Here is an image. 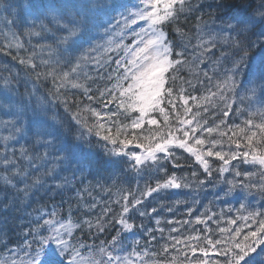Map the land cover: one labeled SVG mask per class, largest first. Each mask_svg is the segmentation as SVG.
<instances>
[{"label": "trees", "instance_id": "obj_1", "mask_svg": "<svg viewBox=\"0 0 264 264\" xmlns=\"http://www.w3.org/2000/svg\"><path fill=\"white\" fill-rule=\"evenodd\" d=\"M74 1L76 0H0V147L4 139L12 141L10 143L5 141L8 147L0 148V159L4 156L15 159L28 173V178L25 179L14 175L13 169H6L0 164V261H7V264L22 257L23 253L20 250L24 246V241L31 239L28 235L29 230L36 227L37 221L43 222L41 217L48 219V213L57 210L60 219L67 220L71 205L73 223L79 224L80 220L85 218L95 221L105 206H110L113 212L118 214L120 205L115 201L124 193L132 192L139 195L146 190V185L154 186L155 179L147 173L138 175L130 169L127 157L121 161L119 157L110 156L107 148H111L112 145L108 144L106 148L107 142L96 135V129L93 127L95 117L88 111V107L103 110L97 89L110 86L114 82L108 81L107 75L113 73L116 68L114 61L124 54V46H134L137 39L134 33L145 26L144 22L138 21L136 25L130 27H124L121 22V26L117 27L116 21L119 20L117 13H108L109 15L97 13L99 16H95L98 18L94 19V16L90 20V25L96 27L95 32L79 33L78 35H83L85 41L82 47L65 51L75 37L68 43L62 42L61 38L68 36V32L62 30L67 21L57 17L61 11L67 10L69 5H75ZM113 2L125 3L132 7L138 0L94 1L95 4L101 5ZM222 2L228 7L218 8L217 5ZM29 3L44 5L55 11L45 13L39 18L34 16L26 18ZM259 3L260 0H186V4L191 5V10L178 13V18L165 27L175 48L183 47L186 50L188 65L179 75L190 80L196 87L193 89L185 84L184 87L187 89L185 95L190 93L202 96L216 79H220V75H216L212 83H209L203 73L208 72L209 76H213L214 73L222 75L224 69H230L233 61L243 55L238 49L230 47L219 38L221 30L226 29L228 24H236L232 17L245 19ZM71 11L75 16V9ZM41 12H44L43 8ZM49 14L50 20L42 19L44 15ZM105 17L108 19H104ZM24 23L29 24V27L25 28ZM262 33L264 25L250 27L244 33L245 43L248 41L259 43L258 37ZM225 34L236 37L235 32ZM212 38L216 39V47L205 52L199 45L201 41ZM109 39L113 41L110 46L106 43ZM8 44L12 46L7 51L2 50ZM118 44L121 47L116 49ZM98 45L101 46L98 51L89 52V49ZM106 47L109 48L107 52L104 51ZM248 52V58L240 69L236 103L233 104V114L227 118L228 124H240L247 118L248 111H254L264 102V91L259 82L255 85L250 84L260 66L262 50L256 47L249 48ZM81 55H90L93 58L82 65L84 72L92 79L85 80L83 73L78 78L74 76L73 79L92 89L88 95L97 97L93 101L88 100L82 88H73L66 82L63 87H58L61 83L59 75L68 70V59L70 57L78 59ZM109 57L111 59H108ZM29 58L37 65L35 69L27 63H20L21 59L27 61ZM96 60L99 61V65L95 63ZM49 72L56 74L55 83L53 76L47 75ZM37 74H40L39 79ZM198 80L204 81V85L197 83ZM251 86L256 87L254 95L247 92ZM8 87H12V90L7 91ZM189 103L191 105V101ZM215 103L218 105L215 115L205 116L208 126L218 122L220 111L224 107L223 102L219 100ZM164 106L171 113V108ZM109 108L116 110L115 104L109 105ZM237 108L241 109L242 114L235 112ZM177 110H182L179 102ZM193 111L196 109L193 108ZM212 111L210 108V113ZM32 113H35L37 118L48 120L53 126L48 133L40 132L39 122L34 121L32 125V122L26 119ZM154 115L163 126L162 116ZM119 119L121 123H128L123 116ZM12 121H15L14 126ZM254 122L259 123L260 120L257 118ZM50 125H46L45 128H49ZM90 127L93 128L91 132L88 130ZM141 131L148 135V125L146 124L143 130H138L137 134L139 135ZM21 150L24 155H21ZM128 150L140 149L130 145ZM174 151L175 155L180 157L177 163L184 167L174 169L169 165L168 172L169 174L175 172L178 177L188 176L187 182L190 187L164 190L143 198L145 207L140 211L156 208L157 213L143 218L135 211L131 213L129 222L137 226L131 232L121 231L120 225L115 222L105 223L104 232L97 231L95 227L92 231L85 228V234L82 235L79 229L74 230L73 236L85 245L80 249L82 255L88 256V249L91 248L95 259H106L99 253V248L106 247L111 250L108 242L118 231L121 232L120 239L125 252L114 254L140 252V257L133 258V264H140L141 258L149 261V257L156 261L161 259L168 261L172 257H177L174 264H184L177 251L170 249L167 253L163 252V248L171 243V236L179 238L189 235H211L212 239L216 240L221 238L219 229H231V234H234L235 229L240 228V234L235 242L246 243L244 237L249 231L256 230V224L252 220L246 222L241 217L248 216L249 213H264V192L261 191V186L264 185L262 175L264 169L233 161L234 169L218 174L216 171L218 162L213 158L212 175L207 176L190 154L178 148ZM113 160L117 163L113 164ZM235 171L253 174L235 176ZM192 172H196L197 175L192 177ZM4 176H9L15 187L6 184ZM238 180H243L245 187L237 185L228 192L231 186L229 182L235 183ZM33 181L36 183L31 186ZM25 184L30 185L27 192ZM249 184L257 186L249 188L247 187ZM93 203L96 204V208L85 207ZM241 204L244 205L243 208L240 207ZM198 217L205 223L198 222ZM107 219L108 217H104L105 221ZM258 219H264V216ZM156 220L160 223L156 224ZM231 220H235L236 223H230ZM141 224L145 226L144 229L138 227ZM206 226L212 229L211 233H207ZM145 229L153 231L149 233ZM161 229L163 231H160ZM173 229H178V232ZM47 234V231H41V235ZM152 235H155L156 240L151 239ZM228 235L229 233L224 234L225 237ZM137 240L139 244L136 243ZM176 248L181 249L183 245H177ZM13 249L17 253L15 256L11 254ZM261 249H264V244L258 245L256 252L250 254L252 257L250 264H264V252ZM145 250L148 252L147 257L143 256ZM209 251L212 253L214 250ZM153 253L156 255H152ZM189 256L191 259V254ZM212 259L223 261L224 258L218 255L210 256L209 264Z\"/></svg>", "mask_w": 264, "mask_h": 264}, {"label": "snow or ice", "instance_id": "obj_2", "mask_svg": "<svg viewBox=\"0 0 264 264\" xmlns=\"http://www.w3.org/2000/svg\"><path fill=\"white\" fill-rule=\"evenodd\" d=\"M217 7L227 8L228 5L222 2ZM8 8L10 9L11 6L9 5ZM41 8L44 9L43 13ZM71 9H75V16ZM120 9L124 11H120ZM190 10L191 5H187L186 0H138L132 7L118 2L102 5L86 2L79 6L70 5L67 10L59 13L57 18L67 21L62 30L67 31L68 36L62 37V42L68 43L72 37H75L65 51L82 47L85 41L83 35L78 34L89 31L90 20L97 13H117L119 16V20L116 21L117 27L121 26V22L124 27L136 25L138 21L144 22L145 26L140 27L139 31L134 33L137 37L134 46H124V54L114 61L116 68L113 73L107 75V80L114 82L110 86L97 89L103 110L98 111L88 107V111L95 117L93 127L96 129V135L101 136L107 142L106 148L108 144L112 145L111 148H107L110 156L119 157L121 161L127 157L131 170L138 175L147 173L155 179V182L154 186L146 185V190L140 192L139 195H134L132 192L124 193L120 199L115 201L120 205L118 214L114 213L110 206H105L95 221L85 218L81 219L79 224L73 223L71 205L67 220L62 221L57 210L48 213V219L41 217L43 222L37 221L36 227L29 230L28 235L31 236V239L24 241V246L20 250L23 253L22 257L12 260L11 264H133V258L140 257V252L131 251L125 255L114 254L125 252L120 239V231L108 242L111 245V250L106 247L99 248V253L106 257L103 260L95 259L91 248L88 249V256L82 255L80 249L85 245L73 236V232L79 229L83 235L85 228L92 231L94 227L97 231L104 232L105 223L112 224L113 222L120 225L121 231L131 232L137 227L129 222L131 213L135 211L141 218L157 213L156 208H151L150 211H140L145 207L143 198L152 196L153 193L159 194L164 190L190 187L187 182L188 176L178 177L175 172L172 174L168 172L169 165L174 169L184 167L177 163L180 159L175 155L174 150L177 148L190 154L207 176L212 175L213 158L218 162L216 169L218 174L234 169L233 161L264 169V102L254 111H248L247 118L240 124L227 123V118L233 114V104L236 103L235 97L239 87L238 77L241 66L248 58L249 48L260 47L262 50L260 66L250 84L255 85L259 82L262 91H264V33L258 37L259 43L251 41L245 43L244 38V33L250 27H255L257 24L264 25V0H260V3L245 19L232 17L236 24H228L226 29L221 30L219 38L230 47L238 49L243 55L233 61L230 69H224L222 75L214 73L213 76H209L208 72H204L203 75L209 83H212L216 75H220V79H216L212 83V87L207 88L202 96H194L190 93L185 95L187 91L184 87L185 84L193 89L196 87L190 80L179 75L188 65L186 50L183 47L175 48L165 31V27L178 18V13ZM54 11L55 9L35 3H29L27 6L28 15L37 18ZM41 27L43 28V25ZM227 32H235L236 37H230L225 34ZM34 34L39 35V33ZM106 43L110 46L113 41L109 39ZM205 45H210V47H205ZM11 46L10 44L5 45L2 50L7 51ZM199 46L208 52L211 48L216 47V39L201 41ZM17 47H21V45H17ZM100 47L98 45L96 48L89 49V52L98 51ZM120 47L121 45H116V49ZM108 50L109 48H104L105 52ZM74 59L71 57L68 59V70L59 75L61 83L58 87H63L66 82L73 88H82L89 101L97 99V97L88 95L92 91L91 88L85 87L84 84L73 79L74 76L78 78L81 73L85 80L92 79L84 72L82 65L93 58L90 55H81L75 59V62H73ZM20 63H27L32 69L37 67L31 58L27 61L21 59ZM95 63L99 65L98 60ZM47 75H52L53 82H56L55 73L49 72ZM39 78L40 74H37V79ZM197 83L201 86L204 85V81L198 80ZM247 92L254 95L256 87H249ZM217 100L223 102L224 107L220 111L218 122L208 126L205 116L215 115V109L218 107L215 103ZM178 102L182 110H177ZM111 104H115V111L109 108ZM164 105L171 108V113ZM193 108L196 109L195 112ZM210 108L213 109L212 113H210ZM235 112L242 114L240 108H237ZM154 114L162 116L163 126ZM121 116L127 119L128 123H121L119 119ZM17 118L19 119V116ZM257 118L260 120L259 123L254 122ZM11 123L13 126L15 125V121ZM146 124L148 125V135H144L142 131L138 135V130H143ZM88 130L91 132L93 128L90 127ZM130 145H135L140 150L129 151ZM21 155H24L23 150H21ZM112 162L113 164L117 163L116 160ZM0 164H3L6 169H13L14 175L28 178V173L16 163L15 159L4 156L0 159ZM234 174L235 176H251L253 173L242 174L235 171ZM196 175V172L191 173L192 177ZM3 179L6 184L15 187L9 176H4ZM35 183L36 181H33L31 186H34ZM229 183L231 186L228 188V192H231L237 185L245 187L243 180ZM256 186L249 184L247 187ZM29 187L30 185L25 184V192ZM261 191L264 192V185L261 186ZM85 207L94 209L96 204L93 203ZM240 207L243 208L244 205L241 204ZM261 216H264V213L255 212L241 217L246 222L252 220L256 224V230L249 231L244 237L246 243L235 242L236 237L240 234V228L235 229L234 234H231V229L221 228L219 229L221 238L216 240H213L211 235H189L179 238L171 236V243L163 248V252L167 253L170 249L177 251L184 264H209L210 256L215 255L224 259L223 261L212 259L211 264H241L242 261L243 264H250L252 259L250 254L256 252L258 245L264 244V219H258ZM104 217H108L107 221L104 220ZM197 220L200 223H205L199 217ZM159 223L160 221L156 220V224ZM230 223L235 224L236 221L231 220ZM138 227L145 228L143 224ZM42 230L47 231L48 234L41 235ZM145 231L151 233L153 230L145 229ZM173 231L178 232V229H173ZM206 231L211 233L212 229L206 226ZM225 233H229V235L225 237ZM151 239L156 240L155 235H152ZM136 243L139 244V240ZM177 245H183V248L177 249ZM209 249L214 251L210 253ZM261 251L264 252V249ZM11 254L17 255L15 249L11 250ZM189 254H191V259ZM198 254L199 258H197ZM152 255H156V253ZM143 256H148L146 250L143 252ZM246 257L248 259H245ZM176 260L177 257H172L168 261L165 259L156 261L149 257V261L141 258L140 264H174ZM0 264H7V261H0Z\"/></svg>", "mask_w": 264, "mask_h": 264}, {"label": "rangeland", "instance_id": "obj_3", "mask_svg": "<svg viewBox=\"0 0 264 264\" xmlns=\"http://www.w3.org/2000/svg\"><path fill=\"white\" fill-rule=\"evenodd\" d=\"M94 1H95V2H100V0H76V1H74V3H75L76 6H79V5H81V4H83V3H86V2H91V3L95 4ZM101 1H104V0H101ZM69 6H70V5H69ZM75 14H76V13H75ZM50 15H51V14H49L48 16L44 15V17H43V18L41 17V18L44 19V20H46V19L50 18ZM52 15H53V14H52ZM96 15L99 16V14H96ZM108 15H109V14H108ZM28 17H30V16L27 15L26 18H28ZM34 17H35V16H34ZM45 18H46V19H45ZM97 18H98L97 16L94 17V19H97ZM104 19H108V18L105 17ZM2 23H3V22H2ZM24 27H25V28H26V27H29V24L24 23ZM36 29H37V28H36ZM95 29H96L95 25H91V26H90V29H89V32L94 33V32H95ZM50 53H53V52L50 51ZM6 90H7V91H10V90H12V87H8ZM44 113L47 115V112H46V111H44ZM47 116H48V115H47ZM26 119H28L30 122H32V125H34V121H35L36 123L39 122V123H40V125H39L40 132H43V133H48V132L50 131V129L53 127L52 125H50V124L48 123V120L46 121V120H44V119L37 118L35 113H32V115L29 116V117L26 118ZM46 125H50V127H49V128H45ZM5 141H6L7 143L12 142L10 139H4V140L2 141V143H1V147H0V148L8 147V144H6Z\"/></svg>", "mask_w": 264, "mask_h": 264}]
</instances>
